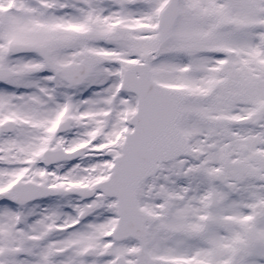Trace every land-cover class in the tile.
<instances>
[{
  "label": "snow or ice",
  "instance_id": "6c2138e0",
  "mask_svg": "<svg viewBox=\"0 0 264 264\" xmlns=\"http://www.w3.org/2000/svg\"><path fill=\"white\" fill-rule=\"evenodd\" d=\"M0 264H264V0H0Z\"/></svg>",
  "mask_w": 264,
  "mask_h": 264
}]
</instances>
